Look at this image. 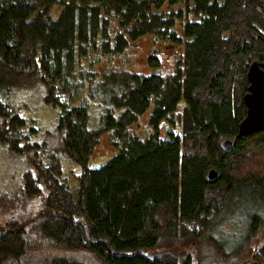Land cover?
I'll use <instances>...</instances> for the list:
<instances>
[{"label":"trees","instance_id":"trees-1","mask_svg":"<svg viewBox=\"0 0 264 264\" xmlns=\"http://www.w3.org/2000/svg\"><path fill=\"white\" fill-rule=\"evenodd\" d=\"M147 33L183 47L174 71L111 69L96 83L106 105L73 104L88 97L84 58L122 55ZM148 60L160 63L155 53ZM253 64L264 70V0H0V143L34 176L0 191L9 215L0 264H264L259 216L247 218L239 249L248 253H225L209 237L212 228L227 245L241 236L220 225L234 194L264 193V130L239 128ZM37 84L41 102L59 109L53 147L14 99ZM101 133L117 152L90 167ZM66 158L80 168L74 185ZM61 248L91 253L82 261Z\"/></svg>","mask_w":264,"mask_h":264},{"label":"rangeland","instance_id":"rangeland-1","mask_svg":"<svg viewBox=\"0 0 264 264\" xmlns=\"http://www.w3.org/2000/svg\"><path fill=\"white\" fill-rule=\"evenodd\" d=\"M101 40V38L98 40L99 43ZM100 47L101 45L98 44V48ZM90 52L91 51H89L88 55L91 61V59L96 57L97 54L94 52L90 54ZM182 52L183 47L181 45H176L170 41L156 40L154 34L147 33L140 39L134 42L132 41L128 49L122 55L117 56L110 52H104L100 54V60L93 64H91V62L87 64L88 60L84 58L81 61L82 65L79 66V69H81V71L86 69L84 76L89 80L84 82L82 87L88 93L90 99L86 96L83 98V95L80 94V97L75 98L72 102L73 104H78L82 99L89 101H94L93 99H95L98 101L99 106L101 104L106 105V101L101 98L104 93L100 90V87L96 86V83L105 72L106 74H109L111 69L128 68L132 71L144 74L170 73L175 70L176 60L180 57ZM152 53H155L156 56H158L160 62L159 65H152L149 62L148 55ZM122 65L125 67H121ZM106 79L108 78H102L103 81H106ZM41 88L38 87L37 84L34 88H28L27 90L18 92L14 95V99L16 102L23 101L26 105L24 107L25 114L34 117L40 124V131L37 138H39V140L48 139L49 144L53 147L58 140L56 128L58 124L59 109H53L41 102ZM89 105L92 111V122L94 123L98 117L99 109L96 108L93 103H90ZM146 118H148V113L144 115V118H141V131H144V127L146 126ZM106 132L109 134L108 131ZM110 141V135L104 136L101 133V137L99 138L93 156L89 162L90 167H98L116 154L117 148L112 145ZM65 160V173L70 177V184L74 185L75 179L72 177V174L79 172L80 168L69 159L66 158ZM28 170V162H26L23 157L16 159L8 157L0 143V191L4 190L9 193L16 191L26 174L31 175L34 178L32 173H28ZM33 207H39L38 201L33 203ZM6 212L7 211H4V208L0 205V223L8 220L9 215ZM224 215H228V217L220 224L224 228L223 231L226 230L229 235H235V233L241 232V236H238L235 240L233 236L228 240L227 245V243H224V239L220 237L218 229L212 228L209 237L212 239L215 246L222 248L225 253H248L249 249L245 252H241L239 247L244 242L243 239L247 233L246 228L250 229L247 222H251L253 216H259V220L264 219V193L253 189L238 190L234 194L233 201L226 209ZM249 216L251 217L247 221ZM243 226L245 228H242ZM232 240L234 241L232 242ZM166 243L171 244L170 241H167ZM257 245L258 247H264V237L260 238L259 244ZM7 247L11 248L13 247V244L9 242ZM58 253H64L66 256H69L70 259L76 258L77 260L85 261L91 252L83 248H61Z\"/></svg>","mask_w":264,"mask_h":264},{"label":"water","instance_id":"water-1","mask_svg":"<svg viewBox=\"0 0 264 264\" xmlns=\"http://www.w3.org/2000/svg\"><path fill=\"white\" fill-rule=\"evenodd\" d=\"M250 81L249 89L244 95L246 104V116L241 121L239 128L242 135H251L264 130V70L253 64L248 71ZM221 145L226 150H231L234 140L224 138ZM218 171L214 168L208 172L209 179L217 177Z\"/></svg>","mask_w":264,"mask_h":264}]
</instances>
